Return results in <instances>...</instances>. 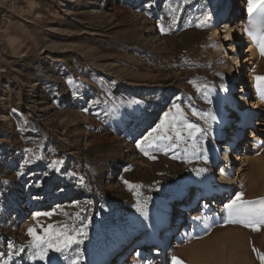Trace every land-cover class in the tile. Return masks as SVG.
I'll return each instance as SVG.
<instances>
[{"label": "rangeland", "instance_id": "374dc122", "mask_svg": "<svg viewBox=\"0 0 264 264\" xmlns=\"http://www.w3.org/2000/svg\"><path fill=\"white\" fill-rule=\"evenodd\" d=\"M224 2L0 0V264H96L133 242L143 218L164 208L175 214L190 176L200 169L216 176L215 151L231 141L230 132L219 138L214 130V97L241 90L235 60L244 65L246 57L228 50L226 34L211 39L219 28L212 15ZM245 9L240 17L256 47L249 57L257 86L264 56L249 35L257 25ZM250 87L239 108L250 107ZM262 102L257 137L241 132L250 158L231 159L233 174L241 169L245 180L230 200L197 199L194 220L183 213L160 255L134 257L133 243L118 264H186L179 252L196 242L193 264H264V224L255 231L232 223L225 207L242 193L256 211L264 209ZM188 124L201 129L195 149ZM30 228L81 242L63 253L48 247L41 260Z\"/></svg>", "mask_w": 264, "mask_h": 264}, {"label": "bare ground", "instance_id": "6f19581e", "mask_svg": "<svg viewBox=\"0 0 264 264\" xmlns=\"http://www.w3.org/2000/svg\"><path fill=\"white\" fill-rule=\"evenodd\" d=\"M221 6L220 8L217 9V13L215 15L214 14L212 15L213 22H218L219 20L223 19L224 14L227 15V10L229 8H232L233 10L235 9L232 5V0H229V1L225 0L223 5ZM245 8L246 6L244 3V8H242L241 10ZM235 22H236L235 28L233 27V25L228 26L227 22H224L222 25L219 26V28L214 27L211 33V39L214 41H216V39L218 38L217 37L218 33L220 35L221 33L226 34V37L224 40H226V42H228L229 45H231L228 50H231L232 52H236L237 50H239L237 44H239V39L241 38L239 34L242 33L243 29L242 28L238 29V28L244 26L242 19L235 20ZM247 39L249 41L248 36H247ZM249 43H250V48L246 49L248 57L245 58V61L246 63L249 62L248 63L249 65H252L251 64L252 59H250L249 53L251 52L255 53L256 47H254V45L251 42ZM216 44H217V47L220 48L221 46L220 43H216ZM228 59L235 60L231 56H228ZM241 61H239L238 59L235 60L237 65L240 62V64L238 65V75L241 74L245 82V83L242 82L243 86L241 87V90L230 92V93L228 92L221 93V95H216L218 97L216 96L214 97L216 99L215 102H216V107L218 110L217 118L214 122V130L216 131V135H218L219 138H221L227 132H230L231 136L233 135L234 138H239L241 137V132L245 128H248V133H250V136H249L250 138L257 137V135L260 132L259 129L257 128L256 117H257V114L261 111V105L263 104V102H262L261 97L258 95L257 86L254 84L253 69H251V66H250L249 74L245 76V74L243 73L245 71L242 70L243 62L241 63ZM236 82L234 83L236 84ZM249 85H251L250 88L254 90V93H255L254 99H252L251 101L252 103L250 107L244 106L243 108H239L238 103L246 102L248 100L247 98L250 96L249 95L250 94ZM234 98H240V100L237 101ZM243 148L244 149L241 151V153H237V155L234 153L235 152L234 150H231V153H229L228 151H225L223 153L222 148H220V152L219 150L215 151L216 160L217 159L221 160V158L223 157L226 158V159L223 158V160L226 163V166L223 165L221 167V170H222L221 180L218 179L219 174L216 173L217 168L216 169L214 168L216 161H213L212 168L214 169L216 176H213L212 172H210V174L201 173V174L192 175L184 181L182 189L178 192L179 194L178 199H176V201L178 202L184 201L183 203L180 202V205L177 207L179 209V210L177 209L179 213L172 214L170 213V210L168 208H164L159 212L151 213L150 216L143 218L142 223L138 225V231H136L135 234L131 237L132 238L131 241L133 242L129 243L124 248L122 246L118 247L117 251L114 250L110 253L106 252L104 257L98 259L96 264H112L111 262L113 261V259H117L114 261V264H118L119 262L123 260L122 258L126 254L128 248L130 246H133V243L134 245L137 246L136 251H135L137 252V254L134 257H137V256L141 257V255L146 256L148 252L150 253L149 254L150 256L160 255L162 241L167 242L170 239L173 240L172 238L173 236L171 233L175 229V227H177L176 225L178 224L180 217L183 215V213L187 212L184 214V216L190 218L191 220H194V218L192 219V216L194 215L192 211L195 208V201H197V199L199 200V198L202 199L204 197L207 198L211 196L212 198L215 199V197L217 198L218 196V197H221V199L223 200H227V199L230 200L233 190L239 187L237 186V184L245 180L243 175H241V172H242L241 169H236L238 171H236V173L233 174V171L235 169H234V165H232L233 163L231 162V159L232 161L234 160V162H238V161L245 162L247 159L250 158L249 157V142L248 144L245 143L243 145ZM251 163L253 165L256 164V162H254L253 159ZM236 168L238 167L236 166ZM235 174L238 175L237 178L235 177ZM194 188L196 189L194 191V196L191 200V195L189 196V192L191 193V191ZM227 193H229L228 196H226ZM153 246L154 248L151 249V247ZM121 247L123 248L122 250H121ZM129 250L131 249L129 248ZM123 252H124V255L123 254L121 255L120 253H123ZM134 257L133 259L131 258L132 263L137 262V260L134 259Z\"/></svg>", "mask_w": 264, "mask_h": 264}, {"label": "snow or ice", "instance_id": "6c2138e0", "mask_svg": "<svg viewBox=\"0 0 264 264\" xmlns=\"http://www.w3.org/2000/svg\"><path fill=\"white\" fill-rule=\"evenodd\" d=\"M248 13L250 22L253 24H256L257 27L254 31H250L249 35L252 36L253 40L256 42L257 47L260 50V53L262 56H264V0H248ZM200 26H206L205 24H202ZM163 31V29H162ZM257 88L260 92V96L262 99H264V77L257 76ZM177 112H182L180 109V106L174 105ZM204 118V117H201ZM212 119H215V117H212ZM187 128L190 129L189 136L193 138V148H197L198 146L195 143V136L194 133L200 132L201 129L193 124H188ZM151 135V134H149ZM179 136V133H177ZM148 139L147 137L145 138ZM156 139H171V137L167 136H161L157 137ZM183 139V137H181ZM144 142L141 141L137 146L141 147V145ZM151 142L149 143V147H151ZM141 150H144L143 148ZM203 151V149H200ZM145 155H149L147 151H145ZM151 158V157H150ZM202 159L205 161L207 160V155L205 154ZM28 161H25L27 163ZM206 171L205 169H200L197 174H200V172ZM127 184L128 182L125 181ZM129 187H133L132 185H129ZM243 194L240 193L236 196L234 200H232L229 204H227L225 207L228 210L230 217H235V219H232L230 222L232 223H241L244 224L246 227H251L255 231H259V228L257 227L258 224H264V209H261L260 211H256L252 205L255 202L250 201H244L242 199ZM261 203H264L262 201ZM138 209L140 208V205H137ZM37 215H40L39 213ZM51 227V226H50ZM79 233H77L78 235ZM29 235L33 237L35 247L40 249L38 253H36V256H38L39 259L43 260L45 259L47 248L48 247H55V250L57 252L63 253L66 249L70 248L73 244H78L81 241L76 239L75 235H70L67 232L63 233H49L46 236H38L36 235L34 229H29ZM86 235V233L84 234ZM67 259V257H65ZM261 259L264 260V254H261ZM72 264H79L78 260H74Z\"/></svg>", "mask_w": 264, "mask_h": 264}, {"label": "built area", "instance_id": "2783aa9c", "mask_svg": "<svg viewBox=\"0 0 264 264\" xmlns=\"http://www.w3.org/2000/svg\"><path fill=\"white\" fill-rule=\"evenodd\" d=\"M227 1H229V0H227ZM244 3H245V0H232V5H233V7L235 8L234 10L232 9V8H229L228 10H227V15H225L224 14V18L223 19H221V20H219L218 21V25L220 26V25H222L223 23L222 22H227V24H228V26H232V25H234V26H236V22H235V20L236 19H241L242 17H240V15H241V12H243V11H245L246 9H244V10H241L242 8H244ZM246 4V7H247V5H248V1L245 3ZM245 26H242V27H240V28H238V29H243L242 30V33H240L239 35H240V39H239V44H237V46H238V48H239V50H237V51H243L242 52V55H245L246 57H244V65H243V71H245V73L246 74H249V71H250V65L248 64L249 62H247L246 63V61H245V58H247L248 57V54H247V51H245L244 52V50H246L247 48H250V44H249V41H248V39H247V36H248V33H247V31L245 30V28H244ZM235 28V27H234ZM240 31V30H239ZM225 39V38H224ZM250 54V53H249ZM251 78V77H250ZM249 78V79H250ZM243 83H244V80H243ZM226 138V137H225ZM227 138L231 141V143L232 142H234V140H235V138L233 137V135L231 136V133H229L228 135H227ZM222 141H223V139H222ZM225 141H226V139H225ZM225 141H223V142H221L222 143V145L220 146V148H223V150H222V152L224 153L225 151H228L229 153H231V148H230V144L229 145H223V143L225 142ZM243 144V143H242ZM239 144L238 145V149H240V148H242V146L245 144ZM234 151H236V153H239L238 151H237V148L234 150ZM224 159H226L225 157H223ZM223 158H221V160H219L220 161V164L221 165H219L218 164V166H217V174H219V180H221L222 179V176H221V167H222V165H224V166H226V163H225V161L223 160ZM225 163V164H224Z\"/></svg>", "mask_w": 264, "mask_h": 264}, {"label": "crops", "instance_id": "0c3cea01", "mask_svg": "<svg viewBox=\"0 0 264 264\" xmlns=\"http://www.w3.org/2000/svg\"><path fill=\"white\" fill-rule=\"evenodd\" d=\"M237 228L235 227L234 228V231L237 232ZM199 244L196 242V243H192L191 245L187 246V247H184L180 250L179 252V255L184 259V262L186 264L190 263V264H193L194 262L192 261V258L190 256V253H189V249L190 248H200V246H198ZM188 251V252H187ZM184 264V263H182Z\"/></svg>", "mask_w": 264, "mask_h": 264}, {"label": "water", "instance_id": "95a60500", "mask_svg": "<svg viewBox=\"0 0 264 264\" xmlns=\"http://www.w3.org/2000/svg\"><path fill=\"white\" fill-rule=\"evenodd\" d=\"M217 166H218V163L216 162V164H215V167H214V168L216 169V168H217Z\"/></svg>", "mask_w": 264, "mask_h": 264}]
</instances>
